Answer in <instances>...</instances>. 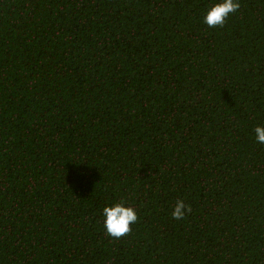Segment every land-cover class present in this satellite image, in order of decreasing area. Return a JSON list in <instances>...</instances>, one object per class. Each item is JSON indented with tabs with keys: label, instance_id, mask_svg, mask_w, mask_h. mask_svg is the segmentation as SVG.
Here are the masks:
<instances>
[{
	"label": "trees",
	"instance_id": "trees-1",
	"mask_svg": "<svg viewBox=\"0 0 264 264\" xmlns=\"http://www.w3.org/2000/svg\"><path fill=\"white\" fill-rule=\"evenodd\" d=\"M214 2L0 0V264H264V0Z\"/></svg>",
	"mask_w": 264,
	"mask_h": 264
},
{
	"label": "clouds",
	"instance_id": "clouds-1",
	"mask_svg": "<svg viewBox=\"0 0 264 264\" xmlns=\"http://www.w3.org/2000/svg\"><path fill=\"white\" fill-rule=\"evenodd\" d=\"M239 7V0H218V2L210 3L202 22L209 28L223 27L227 18L235 13ZM254 132L255 142L264 144V125H257ZM190 212V205L183 200H177L172 207L171 218L180 221ZM101 218L106 234L120 238L131 231V225L138 222V213L132 204L120 199L105 205L102 208Z\"/></svg>",
	"mask_w": 264,
	"mask_h": 264
}]
</instances>
